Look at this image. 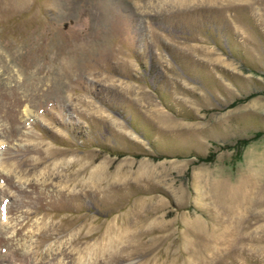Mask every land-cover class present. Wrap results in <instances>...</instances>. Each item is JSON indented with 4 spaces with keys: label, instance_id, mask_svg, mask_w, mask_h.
I'll return each mask as SVG.
<instances>
[{
    "label": "rangeland",
    "instance_id": "obj_1",
    "mask_svg": "<svg viewBox=\"0 0 264 264\" xmlns=\"http://www.w3.org/2000/svg\"><path fill=\"white\" fill-rule=\"evenodd\" d=\"M0 264H264V0H0Z\"/></svg>",
    "mask_w": 264,
    "mask_h": 264
}]
</instances>
